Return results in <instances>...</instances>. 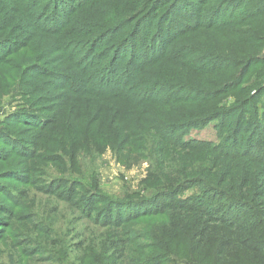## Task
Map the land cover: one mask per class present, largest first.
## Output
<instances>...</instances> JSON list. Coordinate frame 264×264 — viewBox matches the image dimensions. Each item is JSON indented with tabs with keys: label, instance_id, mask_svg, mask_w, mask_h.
Masks as SVG:
<instances>
[{
	"label": "trees",
	"instance_id": "obj_1",
	"mask_svg": "<svg viewBox=\"0 0 264 264\" xmlns=\"http://www.w3.org/2000/svg\"><path fill=\"white\" fill-rule=\"evenodd\" d=\"M125 1L121 16L146 10L139 18L154 2ZM165 2L150 15L157 26L113 34L131 53H93L85 71L69 52L65 62L74 67L62 85L53 57L63 52L58 31L40 29L30 39L15 25L0 30V106L18 90L24 103L0 123V264H264V0ZM104 61L117 69L91 74ZM45 99L60 104L37 124L25 111L40 110ZM212 123L217 142L190 137ZM107 153L126 170L146 165L137 189L109 194L85 171V161ZM49 155L57 171L45 163ZM23 168L68 181L49 191L66 197L81 241L67 232L59 239L55 210L43 223L33 213L34 223L19 220L36 186L12 188ZM83 222L96 232L83 234Z\"/></svg>",
	"mask_w": 264,
	"mask_h": 264
},
{
	"label": "rangeland",
	"instance_id": "obj_2",
	"mask_svg": "<svg viewBox=\"0 0 264 264\" xmlns=\"http://www.w3.org/2000/svg\"><path fill=\"white\" fill-rule=\"evenodd\" d=\"M41 1L42 0H0V30L7 28L9 25H15V30L23 28L22 33L28 35L30 39H32L35 36V33L40 29L43 31L44 29L48 30V32L51 33H56L54 31H58L62 36L60 38H53L63 49V52H59L53 56L55 57L54 59H56V63H61L57 65V68L63 77L58 85H62V82H68L69 70L67 69L74 67V62H65L69 52H75L78 55L77 58L82 57L81 68L92 61L90 55L93 53L94 55H98L100 51L103 52L108 50L111 52L115 48V51H119L120 49H123L121 51H124L128 48L129 53H131L130 46L125 45L123 48L120 47L123 40H117L118 42H114L115 38L113 34L124 31H133L136 28L140 29V33H145L153 23L154 16L150 15L152 12L156 11V6L157 9L159 7L160 11L164 9H160V7L167 4L165 0H162V2H160V0H154L150 5V7H152L151 10L139 18L146 10L140 14L139 12L141 9H137L131 15L121 16L120 6L124 3H129L125 0H122V2L121 0H92L90 1L89 6L87 4L88 0H45L42 4ZM52 4L53 7L50 6ZM209 11H207L208 15ZM39 12L40 16H36ZM158 23L159 21L156 20L152 27L157 26ZM130 27H132L131 30ZM95 34L97 35L95 36ZM102 63V65L99 64L95 67L90 66L92 67L90 70V72H92L91 74H101L103 73V69L108 67H111V71H114L118 67V64H107V61ZM204 63L213 66H219L222 64L221 61L213 58L204 60ZM103 65H105L104 68ZM88 67L89 65L86 66L85 71H87ZM104 73H106V71ZM205 79H207V76H205ZM262 85L264 88V79ZM55 93L59 95V93L62 92ZM55 93L52 94L56 95ZM252 93L255 95L257 91L254 90ZM22 94V91H16L4 105L0 106V123L6 121L9 116L14 112H17L20 107H24L23 99H21ZM261 99H264V92L261 95ZM231 100H233V98ZM43 103V108H40V110L25 111L28 114L30 113L31 115H36L38 117L36 119L37 124L52 119V116L55 113L54 110L60 104L58 100L57 102H53L52 99H45ZM213 126L214 123L207 126H197L196 128H192L190 137L195 140H205L211 137L213 142H217V138L211 135L216 132L215 129H213ZM21 127L24 129L25 127L32 128L35 126ZM28 131L29 130H25L23 133L27 136H31V133ZM28 154L32 155L31 159L35 157V155L33 156V153ZM52 157L53 155H49L44 161L49 165L48 167L53 169V171H57L59 166L53 163L54 161L52 160L55 158ZM46 160H50L51 163L46 162ZM35 161L36 159L30 162L31 164H34ZM85 164L87 166L85 171H90L91 174L94 172L99 176L98 181L104 192L118 196H122L126 188H131L132 190L137 189L139 182L144 178L146 173V165L133 168L132 170H126L116 163L111 153H107L102 158H96L93 162L87 160L85 161ZM16 172L15 180L12 182V188L15 190L25 189L28 182L31 181V183H34L36 181V186H34V184L32 185L33 189L29 190L30 197L26 201L27 204L25 206L28 207V212L23 213L26 214V216H20L19 220L25 223H34V219L29 215V213H33V215H36L43 223L42 219L46 215L45 212L55 210L56 213L52 212L55 216L53 229L57 233H60L59 239L61 240L63 235L67 232L68 236L73 233L77 242L81 241L82 239L79 238V233L72 231V229L77 226L81 227V225L73 223L69 224L74 217V213L69 211L67 204L61 202V200L66 199V197L63 193L57 194L56 196L53 194V191H49V189L58 191L61 184L68 185V181L61 183L56 176H52L51 179L46 177H40L38 179L37 177L39 176L37 175L34 178V176L24 168L15 171V173ZM74 178L79 177L75 176ZM57 180L58 182H55ZM0 186L5 187V182L3 180H0ZM4 187H0V192L4 193L6 190ZM13 192L16 194L14 190ZM1 197L0 194V198ZM35 197H38V199L41 200V202H37V206L34 204ZM76 215L79 216L80 214L76 213ZM101 220L103 221L102 223H105V221L107 222V218L103 215ZM83 224L85 226L83 234L92 235L96 232L97 228H95L93 224L83 222L82 227H84ZM101 234L103 235V232H101ZM65 241L64 245H67L70 240L66 239ZM64 249L63 246H60L56 251L62 254ZM74 259L75 256H71V260Z\"/></svg>",
	"mask_w": 264,
	"mask_h": 264
}]
</instances>
